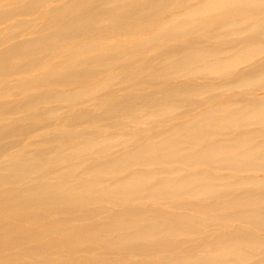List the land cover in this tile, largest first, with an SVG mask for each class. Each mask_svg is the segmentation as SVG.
Returning a JSON list of instances; mask_svg holds the SVG:
<instances>
[{"label": "rangeland", "instance_id": "obj_1", "mask_svg": "<svg viewBox=\"0 0 264 264\" xmlns=\"http://www.w3.org/2000/svg\"><path fill=\"white\" fill-rule=\"evenodd\" d=\"M263 24L0 0V264H264Z\"/></svg>", "mask_w": 264, "mask_h": 264}, {"label": "bare ground", "instance_id": "obj_2", "mask_svg": "<svg viewBox=\"0 0 264 264\" xmlns=\"http://www.w3.org/2000/svg\"><path fill=\"white\" fill-rule=\"evenodd\" d=\"M260 2V1H259ZM34 3V2H33ZM264 25V24H263ZM254 28V27H253ZM255 30V29H254ZM250 40V39H249ZM23 47V46H22ZM22 47H20V48H22ZM263 67H264V64H263Z\"/></svg>", "mask_w": 264, "mask_h": 264}]
</instances>
